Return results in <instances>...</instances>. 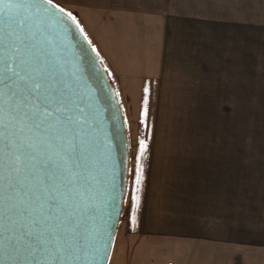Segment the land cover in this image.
<instances>
[{
	"label": "crops",
	"instance_id": "1",
	"mask_svg": "<svg viewBox=\"0 0 264 264\" xmlns=\"http://www.w3.org/2000/svg\"><path fill=\"white\" fill-rule=\"evenodd\" d=\"M54 3L77 15L123 106L129 208L133 133L137 157L147 144L140 237L175 264H264L263 184L247 166L243 132L247 100L264 94L262 1Z\"/></svg>",
	"mask_w": 264,
	"mask_h": 264
},
{
	"label": "snow or ice",
	"instance_id": "2",
	"mask_svg": "<svg viewBox=\"0 0 264 264\" xmlns=\"http://www.w3.org/2000/svg\"><path fill=\"white\" fill-rule=\"evenodd\" d=\"M46 6L58 9L80 27L77 15L54 0H19L6 5L16 11L35 8L47 17L50 8ZM50 32L39 21L21 18L0 33V46L10 53L0 72V259L7 261L25 259V254L33 259L43 255L48 264L65 256L99 259V247L92 255L86 244L77 241L75 228L69 227L76 222L75 196L88 121L74 83L54 71ZM68 75L76 77L75 72ZM142 115L146 124L147 100ZM146 150L147 144L140 141L129 208L132 224L140 208L143 165L139 161ZM103 163L107 198L112 210L119 212L122 209L116 202L127 188L117 182L110 153Z\"/></svg>",
	"mask_w": 264,
	"mask_h": 264
},
{
	"label": "water",
	"instance_id": "3",
	"mask_svg": "<svg viewBox=\"0 0 264 264\" xmlns=\"http://www.w3.org/2000/svg\"><path fill=\"white\" fill-rule=\"evenodd\" d=\"M18 2L0 0V33L12 20L21 18L29 22L39 21L50 28L53 45L49 51L54 53V71L66 74L74 83V90L80 94L79 102L88 121L84 136L86 144L80 161L81 180L75 196L76 222L69 227L75 228L77 241L86 244L89 253L95 255L99 247V259L84 261L65 256L51 264H110L127 193L118 197L116 202L122 210L114 212L107 198L108 180L104 157L111 154L115 161L117 182L127 189L130 168L129 137L119 96L101 58L93 50L94 46L88 43V37L85 39V32L80 31L81 25L77 27L64 13L51 9V6H46L50 8L47 17L35 8L16 11L6 7ZM9 56L10 53L0 46V72L4 68L3 61L8 60ZM72 72L76 73V77L68 75ZM2 256L3 253H0ZM25 256V259L15 261L0 259V264H48L43 255L39 259H33L27 254Z\"/></svg>",
	"mask_w": 264,
	"mask_h": 264
},
{
	"label": "rangeland",
	"instance_id": "4",
	"mask_svg": "<svg viewBox=\"0 0 264 264\" xmlns=\"http://www.w3.org/2000/svg\"><path fill=\"white\" fill-rule=\"evenodd\" d=\"M261 5V15L258 17L260 24L261 35V56L264 61V0ZM252 20V19H251ZM249 21V20H248ZM247 21V22H248ZM254 22V20H252ZM264 70V63L263 68ZM262 92H264L262 87ZM123 107V106H122ZM124 112V111H123ZM128 131L131 133V128L128 126ZM245 136V150L247 156V166L253 163L256 168L255 176L257 182H262L264 194V94L261 95L260 103H255L253 97L247 100L245 106V123L243 128ZM137 133H133V152L132 165L137 160V152L135 149V138ZM134 170V165L133 169ZM248 173H252L248 172ZM135 176L133 172L132 177ZM127 203V202H125ZM126 206V204H125ZM130 196L128 197L127 208L125 207V216L118 231L114 253L110 264H175L174 255L164 254L158 251L155 244H149L145 239H142L138 230H135L136 223L132 224L129 214ZM131 250L129 254L127 251ZM167 253V252H166ZM173 256V257H172Z\"/></svg>",
	"mask_w": 264,
	"mask_h": 264
}]
</instances>
